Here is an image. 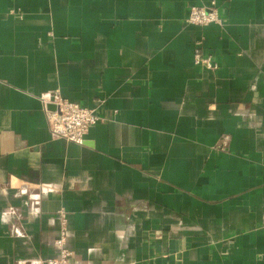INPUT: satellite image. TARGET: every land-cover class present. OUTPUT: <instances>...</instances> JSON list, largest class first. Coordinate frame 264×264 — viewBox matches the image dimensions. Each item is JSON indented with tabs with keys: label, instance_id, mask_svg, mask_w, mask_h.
Masks as SVG:
<instances>
[{
	"label": "crops",
	"instance_id": "obj_1",
	"mask_svg": "<svg viewBox=\"0 0 264 264\" xmlns=\"http://www.w3.org/2000/svg\"><path fill=\"white\" fill-rule=\"evenodd\" d=\"M55 95L98 105L81 144ZM62 221L77 264H264V0H0V264Z\"/></svg>",
	"mask_w": 264,
	"mask_h": 264
},
{
	"label": "built area",
	"instance_id": "obj_2",
	"mask_svg": "<svg viewBox=\"0 0 264 264\" xmlns=\"http://www.w3.org/2000/svg\"><path fill=\"white\" fill-rule=\"evenodd\" d=\"M186 21L202 26L218 23L221 21V17L215 1H211L209 5H191ZM193 60L205 69L212 70L216 68L213 56L200 48L194 51ZM41 102L48 128L53 137L64 138L81 144L90 126L102 120V116L98 113V105L94 107L83 106L76 101H71L59 95H55L50 99L42 98ZM54 243L57 249L56 254L45 259L42 264H77L72 260V252L66 243L64 221H62L59 235Z\"/></svg>",
	"mask_w": 264,
	"mask_h": 264
}]
</instances>
